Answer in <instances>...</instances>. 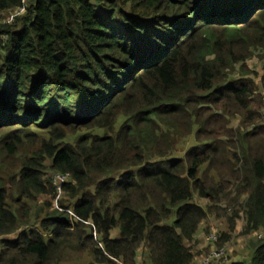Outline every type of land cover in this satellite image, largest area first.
Wrapping results in <instances>:
<instances>
[{
	"label": "trees",
	"instance_id": "16d2710c",
	"mask_svg": "<svg viewBox=\"0 0 264 264\" xmlns=\"http://www.w3.org/2000/svg\"><path fill=\"white\" fill-rule=\"evenodd\" d=\"M31 2L0 0L20 12L0 19V264H192L210 213L254 238L231 264H264L263 95L245 64L264 62V0ZM53 173L70 175L60 208Z\"/></svg>",
	"mask_w": 264,
	"mask_h": 264
},
{
	"label": "rangeland",
	"instance_id": "374dc122",
	"mask_svg": "<svg viewBox=\"0 0 264 264\" xmlns=\"http://www.w3.org/2000/svg\"><path fill=\"white\" fill-rule=\"evenodd\" d=\"M27 3H30L31 1L34 2V0H26ZM31 2V3H32ZM11 16L15 17V11H11L10 13H4L0 15V19L2 18H8V20L11 18ZM262 55H256L253 59H249L246 61V67L250 71V77H252L257 86L259 87V90L261 92V95H263L264 92V84L262 83L261 76L263 75V67L264 62L261 60ZM238 69L235 71V76L241 75L242 67L236 66ZM260 113L264 115V109L261 108ZM240 118H236L233 122V125L236 127L240 125ZM236 183H233L229 190V196L230 198H234L237 196L233 192L235 188ZM236 192V191H235ZM195 202L201 204L203 207L207 208V205H210L211 200H208L206 198L200 197L198 194L194 197ZM223 208L226 207V202L223 204H220ZM229 213L231 214L233 210L228 207ZM236 230L234 232H230V223L227 219V216H218L216 213H210L208 218L205 219V221L200 225L199 230L195 236V239L193 242L190 243V246L193 248V252L195 255V261L193 264H203V261L205 258H207L213 250L219 249V248H225L226 250V256L222 259L215 260L211 264H231L237 261H243L245 259L249 258V250L247 247L249 246L251 240H253V236H247L242 233L243 231V217L239 216L236 217ZM214 232L219 239L217 242H212L207 240L208 235ZM224 233H230L232 238L230 240H225L223 238ZM114 238L120 237V229H114L112 232ZM14 236H11L10 238H13ZM92 256L85 252L81 259L79 261H73L72 264H96L94 261H92ZM142 262V261H141ZM67 264V263H65Z\"/></svg>",
	"mask_w": 264,
	"mask_h": 264
},
{
	"label": "built area",
	"instance_id": "2783aa9c",
	"mask_svg": "<svg viewBox=\"0 0 264 264\" xmlns=\"http://www.w3.org/2000/svg\"><path fill=\"white\" fill-rule=\"evenodd\" d=\"M19 13L20 12H15V14H19ZM12 19H13V16H11V18L9 20L11 21ZM262 108L264 109V92H263ZM51 179H52V183L55 186V188L57 190V193H58V195H57L58 198L56 199L54 206L56 208H60L59 207V203H58V199H59L60 195L62 194L63 185L70 181V175L69 174H64V173H53L51 175ZM261 237H262V235L259 234L258 238H261ZM218 239H219V237L216 234H214V232H211L208 235V237H207V240L212 241L214 243L217 242ZM225 256H226V250H225L224 247L223 248H219V249H215V250L212 251V253L207 258H205V260L203 261V264H211L213 261L222 259ZM116 263L117 264H124V263H122L119 260H116ZM138 264H144V263L139 262Z\"/></svg>",
	"mask_w": 264,
	"mask_h": 264
}]
</instances>
